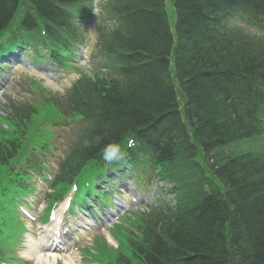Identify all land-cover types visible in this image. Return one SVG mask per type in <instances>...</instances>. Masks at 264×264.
I'll use <instances>...</instances> for the list:
<instances>
[{
  "label": "trees",
  "instance_id": "16d2710c",
  "mask_svg": "<svg viewBox=\"0 0 264 264\" xmlns=\"http://www.w3.org/2000/svg\"><path fill=\"white\" fill-rule=\"evenodd\" d=\"M170 1L173 31L164 0L101 1L104 71L51 100L81 131L58 179L69 183L130 133L173 196L149 208L114 264H264V39L231 22L264 28V0ZM91 10V0H0V33L19 12L17 29L43 28L61 62L84 39ZM94 136L101 143L85 147ZM14 147L0 144V161Z\"/></svg>",
  "mask_w": 264,
  "mask_h": 264
},
{
  "label": "rangeland",
  "instance_id": "374dc122",
  "mask_svg": "<svg viewBox=\"0 0 264 264\" xmlns=\"http://www.w3.org/2000/svg\"><path fill=\"white\" fill-rule=\"evenodd\" d=\"M172 6L170 4V1L169 0H166V10H167V14H168V22L170 24V26L172 27L173 26V13H172ZM88 52H89V49H87L85 51V56L88 57ZM90 56V54H89ZM92 61L90 60V63ZM82 68V70H87L85 65L82 63V62H78L76 63V67L75 68ZM94 69H95V66H94ZM86 72H89V71H86ZM66 73V76H65V79H64V84H67L69 85L74 79L75 75H76V71H65ZM91 73V71H90ZM32 76L28 77V80H31ZM73 79V80H72ZM35 81H31L30 82V85L32 86V90L30 91V85L29 83H21L20 84V90L21 91H24V90H29V98H30V101L33 100V91L35 89V91L37 92V95L40 94L39 92H43V93H48L49 90L53 91V88L51 87H56V85H50L51 87H49V85L47 84V82H43V81H38L37 79H33ZM71 81V82H70ZM42 86L44 87L45 89H42L40 90V87L39 86ZM66 85V86H67ZM49 89V90H48ZM32 92V93H31ZM40 98H42V95H40ZM32 107H33V110H34V114L33 116H31V122L30 124L28 123L24 129V133L22 135V138L21 140L19 141L20 145H21V148H25L27 150H29V148H31L32 146L36 145L37 143H42V135L45 133L41 130H39L38 128H35L31 135L30 134V127L33 125V124H41L42 122H44V129L45 130H48L50 128V125H71L72 123H74V120L72 117H61L51 106L49 105H44L41 101L39 100H35L33 101V104H32ZM46 121V122H45ZM48 122V123H47ZM51 123V124H49ZM0 136H3V137H7L8 134H0ZM43 138H46V134L43 135ZM1 176V175H0ZM3 177V176H2ZM81 187H82V183H81ZM80 187V189H81ZM30 200H33V201H38L39 200V195L38 196H35V197H31ZM128 204H131V201L128 199ZM137 208H136V211L135 212H139L140 209H141V205L140 204H136ZM128 212L124 213V214H121V216H123V218H125L128 222H124L123 224L126 225V226H122V229H125V233L128 232V230L131 228V225H132V222H133V219H130L129 220V217L128 215H126ZM128 217V218H127ZM7 224L8 225H11V221L10 219L7 221ZM7 225V226H8ZM5 228V227H4ZM121 231V230H120ZM119 230H115V235H117L119 238H122V240H120V242L122 243L124 238L122 237L121 235V232ZM111 233L113 232V230L110 231ZM99 234L97 235L98 238L94 237L93 239L96 238V242H100L102 244L101 246V249L103 251H105V254L106 256H112V258H114L115 256L118 255V253H123L126 257H128L129 254H127V247H122L119 245V247H116L117 243L119 244V242L117 241L114 242H111L110 244L106 243V241L104 240V238L102 237L103 236V231L101 232H98ZM92 239V240H93ZM91 240V242H92ZM108 241V240H107ZM89 242V241H87ZM83 243L81 244L80 246L82 248H88V246L91 245V242L89 243ZM100 243H97V246L100 244ZM22 246V245H21ZM94 249V248H93ZM95 256L97 257L98 256V259H100L102 257V255H98V252L96 251V253H94ZM75 263L76 264H89L86 260H83L82 258V255L79 253V250L76 252V258H75ZM107 260L105 259H100L99 262H101L102 264L106 263ZM130 264H136L134 263V260H129ZM57 264H61V262L57 263Z\"/></svg>",
  "mask_w": 264,
  "mask_h": 264
},
{
  "label": "bare ground",
  "instance_id": "6f19581e",
  "mask_svg": "<svg viewBox=\"0 0 264 264\" xmlns=\"http://www.w3.org/2000/svg\"><path fill=\"white\" fill-rule=\"evenodd\" d=\"M65 204L57 208L55 216L60 220ZM11 218V215H6V219ZM52 226V227H46ZM55 225H44L42 229L39 230L37 238L33 240L32 237L28 236V246L30 251L28 252V257H33L36 260V264H55L57 258L60 257L64 264H75V254L71 250H67L64 256L58 255L55 251V246L57 245L55 241H59V236L52 230ZM108 240L113 242L108 236ZM62 256V257H61Z\"/></svg>",
  "mask_w": 264,
  "mask_h": 264
},
{
  "label": "clouds",
  "instance_id": "9594fccd",
  "mask_svg": "<svg viewBox=\"0 0 264 264\" xmlns=\"http://www.w3.org/2000/svg\"><path fill=\"white\" fill-rule=\"evenodd\" d=\"M102 140L101 136H94L91 140H85L84 146L88 147L93 144H100ZM132 143L129 141L128 147H131ZM127 152L122 148V145L119 142H110L104 145L102 150V159L107 164L111 165L114 162H119L127 156Z\"/></svg>",
  "mask_w": 264,
  "mask_h": 264
}]
</instances>
